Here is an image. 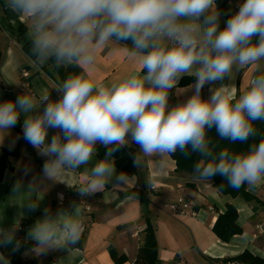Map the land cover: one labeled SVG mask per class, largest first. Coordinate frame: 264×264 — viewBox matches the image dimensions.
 <instances>
[{
  "label": "clouds",
  "instance_id": "clouds-1",
  "mask_svg": "<svg viewBox=\"0 0 264 264\" xmlns=\"http://www.w3.org/2000/svg\"><path fill=\"white\" fill-rule=\"evenodd\" d=\"M5 6L26 20L37 66L52 61L83 69L52 88L59 99L42 89L0 103V142L23 114V138L46 158V179L74 187L81 196L102 191L113 179L124 184L128 176L117 174L113 153L133 142L139 146L137 167L142 157L198 153L194 182L210 184L219 175L236 189L264 185V138L234 153L228 147L215 152L208 136L215 127L222 140L243 144L256 134L255 122L264 121V73L239 95L235 84L221 83L202 97L205 84L235 79V73L264 61V0H243L222 29L216 0H6ZM114 45H122L137 67L97 83L91 71L97 54ZM185 75L196 78L193 94L170 106L169 92ZM50 128L58 131L48 142ZM98 143L107 151L93 164ZM80 172L85 179L79 187L65 179ZM22 188L19 181L13 186V203L38 208L43 195L32 199L26 194L39 191ZM83 230L79 205L55 213L46 208L29 236L35 251L45 253L69 250ZM14 239L13 229L0 226V245ZM0 264H9L3 255Z\"/></svg>",
  "mask_w": 264,
  "mask_h": 264
},
{
  "label": "crops",
  "instance_id": "crops-1",
  "mask_svg": "<svg viewBox=\"0 0 264 264\" xmlns=\"http://www.w3.org/2000/svg\"><path fill=\"white\" fill-rule=\"evenodd\" d=\"M243 0H231V11ZM6 0H0V103L15 100L17 96L38 93L48 89L51 98L59 99L60 93L52 89L63 79L58 72L53 74L52 62L37 66L34 57L24 50L27 37V22L18 17L6 6ZM228 19L220 16V28H224ZM22 31L24 34L21 35ZM137 67V62L128 57L122 45H114L97 54V63L93 72L97 83H107L119 78ZM30 74L29 78L24 73ZM264 73V61L259 66L252 65L244 71L235 73V79H225L211 85L205 84L202 97L207 99L211 90L219 84H235L237 95L246 90L249 80ZM146 74V70H145ZM169 95V105L186 101L193 94L195 82L180 87V81ZM195 78V77H194ZM42 110V109H41ZM23 126V114L21 115ZM57 129L48 130V142ZM134 148V157L139 146L130 142ZM8 152L7 167L0 180V226L13 229L15 239L7 246L0 245V255L9 262L6 255L12 254L20 242L32 244L23 253L22 259L28 264H136V259L144 245L146 230L153 226L158 243V263L174 264L178 256H183L187 264H232L227 259L236 258L246 251L264 259V235L254 239L257 227L264 224V185L248 191L253 195L250 201L244 198L222 195L214 181L210 184L194 182L186 173L177 172L176 162L172 157L161 160L157 157H142L138 173L128 176L124 184H117L115 179L102 191L94 193L92 211L86 215L87 232L79 242L69 250H52L45 253L35 251L36 242L29 236L31 226L44 215L47 208L55 213L58 210L71 211L77 205L74 187L65 183L54 182L43 176L45 157L23 138L22 132L15 127L9 130L0 142V159ZM100 158L93 157L94 164ZM116 166V165H115ZM27 169V174L25 170ZM79 171H83V166ZM117 174L122 171L116 166ZM76 187L84 183L82 172L65 177ZM20 182L22 191L29 186L39 192L26 194L35 199L43 195L38 208L28 210L14 204L13 186ZM191 202L192 207L185 216H174L169 206L179 199ZM64 202L63 206L60 204ZM233 206L238 211V226L242 233L235 235L229 242H224L214 231L219 216ZM23 230L18 233V226ZM124 257L117 262L112 255Z\"/></svg>",
  "mask_w": 264,
  "mask_h": 264
},
{
  "label": "trees",
  "instance_id": "trees-1",
  "mask_svg": "<svg viewBox=\"0 0 264 264\" xmlns=\"http://www.w3.org/2000/svg\"><path fill=\"white\" fill-rule=\"evenodd\" d=\"M231 0H216V5L218 10L221 13V16L229 19L230 15L233 14L230 7ZM24 34L22 31L21 35ZM130 45V41L124 42ZM24 50L31 55V47L30 42H26L24 45ZM52 62V61H51ZM53 69L50 71L51 74L54 72H58L61 78L64 80L69 75L80 74L83 69L76 66H67V67H57L54 62H52ZM196 81L194 77H185L183 78L179 86L184 87L192 84ZM172 90L169 92L171 94ZM256 128V134L249 139L247 143H231L228 140H222L215 127H212L208 130V136L211 140V146L213 147L215 152H219L221 149L228 147L234 153H244L247 152L249 146L251 144H258L262 138H264V121H257L254 124ZM15 128L22 132V121L21 119L16 124ZM97 155L100 159H103L107 149L101 145H96ZM134 148L130 146H123L119 148L118 151L113 153L115 158V165L123 172L129 176H134L138 173L137 166L134 164ZM9 153L6 152L2 159H0V180L3 177V172L7 167V158ZM174 161L176 162L177 172L186 173L192 177V167L193 164L200 158L198 153H191L187 158L177 152L174 156H172ZM211 180L214 181V184L217 190L224 196H232L234 198L241 197L247 201L252 200L254 197L248 191L247 185L241 186L239 189L233 188L228 185L225 178L217 175L213 177ZM238 221V211L235 207L229 206L227 211L219 216V219L214 227V231L217 236L222 239L224 242H229L235 235L241 234L242 229L237 224ZM32 247V244H28L25 242H20L15 251L12 254L6 255V257L11 261L12 264H28L25 263L22 259L23 253L28 251ZM112 255L116 258L117 262H123L125 260L124 257H117L115 251L112 252ZM225 262H236L239 264H264V259L254 255L250 251L244 252L242 255L227 259ZM158 263V243L156 238V232L153 226H148L146 230V237L144 241V245L141 248L138 257L136 259V264H157Z\"/></svg>",
  "mask_w": 264,
  "mask_h": 264
},
{
  "label": "built area",
  "instance_id": "built-area-1",
  "mask_svg": "<svg viewBox=\"0 0 264 264\" xmlns=\"http://www.w3.org/2000/svg\"><path fill=\"white\" fill-rule=\"evenodd\" d=\"M240 4H238L235 8L238 11ZM24 77L29 78L30 74L27 72L24 73ZM74 196L77 199V205H79L81 211H82V216H83V221H84V230L81 236H83L88 229V224L85 221L86 215L92 211V204L95 199L94 193L88 196H81V194L74 188ZM62 206L64 202L62 201L60 203ZM192 207V203L184 200L183 198L179 199V201L175 204H172L169 206V209L173 212L174 216H185L188 214V210ZM23 226H18V233L23 230ZM264 235V224H261L257 227V232L254 234V239L258 238L259 236ZM174 264H187L186 260L184 259L183 256H178L176 258V261ZM232 264H239L236 262H233Z\"/></svg>",
  "mask_w": 264,
  "mask_h": 264
}]
</instances>
